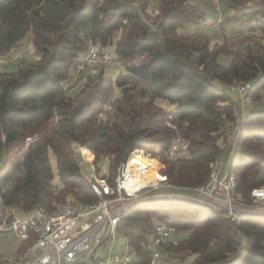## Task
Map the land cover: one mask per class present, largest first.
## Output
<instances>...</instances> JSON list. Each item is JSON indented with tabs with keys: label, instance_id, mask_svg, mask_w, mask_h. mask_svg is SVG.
Returning <instances> with one entry per match:
<instances>
[{
	"label": "trees",
	"instance_id": "obj_1",
	"mask_svg": "<svg viewBox=\"0 0 264 264\" xmlns=\"http://www.w3.org/2000/svg\"><path fill=\"white\" fill-rule=\"evenodd\" d=\"M199 1L0 0V55L21 47L29 34L35 47L16 59L15 72H0V162L19 151L0 169L3 211L14 205L24 214L37 207L53 211L66 200L94 204L99 197L88 176L114 189L117 168L135 150L163 165V183L144 188V195L195 196L210 163L220 161L223 172V160L240 201L256 205L250 194L264 187V110L244 113L230 87L248 83L244 106L247 98H262L264 0H222L233 12L218 24L227 30L218 42L198 29L181 32L204 21ZM244 21L249 26L243 31ZM94 43L114 46L113 62L123 65L114 78L105 77L104 68L72 76L79 51ZM221 56L229 58L227 66ZM177 136L184 158L168 159ZM79 148L93 154L88 175L80 168ZM179 197L119 212L116 234L131 254L119 264H148L159 222L184 234L159 248L162 257L166 250L192 255L191 264H264V214L241 213L234 222Z\"/></svg>",
	"mask_w": 264,
	"mask_h": 264
},
{
	"label": "built area",
	"instance_id": "obj_2",
	"mask_svg": "<svg viewBox=\"0 0 264 264\" xmlns=\"http://www.w3.org/2000/svg\"><path fill=\"white\" fill-rule=\"evenodd\" d=\"M213 1L216 5L215 21L219 24L223 21L224 15L218 14L217 0ZM27 50H35L33 43L30 42L24 47H16L15 51L11 50L0 55L1 63L3 64V59H7V57L11 61L16 60L21 55L26 54ZM77 57H80V64H74L73 66L71 74L74 77L81 71L95 75L102 68H105V65L114 64L110 53L100 43H94L88 48L82 49ZM85 63H96V70H85ZM247 84L230 88L232 92L239 96L241 107H244L243 92L247 88ZM99 116L102 115L99 114ZM180 142L182 140H178V136L174 138L167 156H175V160L184 158L183 151H180ZM124 168L125 163L119 166V169ZM223 174L220 161H218L212 181L208 183L207 187H198V196L166 193L144 195L138 193V189L124 185V179H120L118 193H107V199H100L98 211L78 210L75 204H70L53 208L52 214H44L36 208V217H21L17 215L19 209L14 205L5 211L0 210V231H9L23 240L32 229H40V239L34 245L31 253L35 249H40L42 253L26 264H75L79 256L90 251L95 245L102 246L105 253L102 258L96 259L94 264H119L131 254L129 251H121V253L114 251V238L116 235L114 218L119 213V209L127 205L129 200L135 197L156 195L181 196L184 198L198 197L208 205L218 208L221 215L230 220L232 210L241 209L228 197L227 186L223 183ZM112 197H120V204L111 205ZM254 210H264V207ZM155 227L157 230H161L163 237L175 239L177 236H181V233L177 232L174 227L165 223L159 222ZM150 246L151 252L148 264H164V259L161 253L157 252L155 243H151ZM29 255L20 253L17 260L22 261ZM0 264H14V262L0 259Z\"/></svg>",
	"mask_w": 264,
	"mask_h": 264
},
{
	"label": "rangeland",
	"instance_id": "obj_3",
	"mask_svg": "<svg viewBox=\"0 0 264 264\" xmlns=\"http://www.w3.org/2000/svg\"><path fill=\"white\" fill-rule=\"evenodd\" d=\"M200 7L204 10V12L206 14L204 21L198 23V25H195V24H192V23H188V24H186L183 27V29H181V32H189L191 30L198 29L200 31L205 32L207 34V36H209V38H211L212 42H214V41H217V42L220 41L221 40V32L223 30L220 28V26L215 21L216 11L212 8V6L210 4L208 5L203 0H200ZM218 8L220 9V11L218 13L221 14V15H225V17L227 15H231L232 12H233V9L230 8V7H228V5L226 3H223L222 0H220V4H219ZM248 26H249V22L248 21H244L243 22V26H242V30L243 31L244 30H247L248 29ZM225 31H227V30H224L223 32H225ZM117 36H118V33L115 32L113 38H115ZM30 42H31V36L29 34L25 38L21 39V41L19 42L18 45L21 46V47H24V46H26ZM15 49H16V46L14 48H12V51H15ZM106 50L110 53L112 59H114V46L113 45H107L106 46ZM26 54H32V53L26 51ZM32 56L35 57L36 54H33ZM12 61H14V62H12ZM12 61L10 59H8V57H7V59H4V63L3 64L0 63V72H6V73L15 72L16 71V62H15V60H12ZM219 63L222 66H227L229 64V58L228 57H225V56H221L219 58ZM104 69H105V72H104V76L105 77L114 78V76L116 75L117 71L123 70V65L114 61L113 67H111V68L105 67ZM79 83H80V81L77 83V85H79ZM77 85H76V87H77ZM78 87L76 89H78ZM229 95L232 97L233 100H236L237 99L236 95L234 93L230 92V91H229ZM261 95H262V98L260 100H258V101H252L249 98H247L246 105L244 107H242V108H244L243 109V112L244 113H249L251 111L264 110V89L261 90ZM155 102L160 107L169 108V106H170V104L168 102H166L165 100H162V99H157ZM80 149H82V148H79V153H80V156H81L80 158L82 159L81 164H80V168H81L82 172L85 175H88L91 171H93L92 170L91 163H89V162H92V160H93L92 159V156H91L92 153L87 149L90 153L88 155V157H89L88 160H86L81 155ZM84 149H86V148H84ZM133 153H139L141 156L148 157L149 159H153L154 160V168L156 169V172L161 176V171L163 169V165L157 159L152 158L148 154L147 155L144 154L143 151H141V150H135ZM17 154H19V151L11 152V153H9L6 156V158L4 157L5 160L2 161V162H0V169L5 164H7L11 160H13L16 157ZM131 155H130V157H131ZM48 156H49V160H50L51 166H52V168L54 170V164H55V162H54V156H53L52 152H49L48 153ZM86 161H89V162H86ZM222 163H223L222 164V166H223V172L225 174L230 169L229 168V164H228V162L225 163L223 160H222ZM125 166H126V163H125ZM234 166H235V163H233L231 165V169H233ZM118 169H119V167L117 168V174H119V176L116 175V178H115V181H114V185H115L114 188L115 189L111 188L106 183V185L113 191V193H118V191H117V185L120 184V179L123 178V172H124V169L125 168L124 169H121V172H119ZM229 173H231V172H229ZM89 176H90L89 178L92 180L91 185L94 183V178L95 179H99V178H96L92 173ZM54 179H56L55 176H54ZM164 179L165 178H163V180H161V181H157L156 183H147L145 186L140 187V189H138V193H142V190L144 188H147V187L156 188L158 185H160V184L163 183ZM99 180H103V179H99ZM258 189H260V188H258ZM255 194H264V190H262V189L261 190H257L255 192ZM156 196H158V195H156ZM156 196L135 197L134 199L129 200V202H128L127 205H129L130 203L132 205H135V204H137V202L138 203H141V202L147 201L148 199L149 200H151V199H158V198H156ZM179 198H182V197H179ZM188 200H190V199H188ZM119 202H120V197H117V198L116 197H112L111 198V204L112 205H119L120 204ZM252 202L254 203L253 200H252ZM254 204H250V205H254ZM123 241H124L123 240V237L121 235H119V234H116L115 235V238H114V249L118 250V246L122 245ZM239 241H240V243H243L244 242V239H243V236L242 235H239ZM97 255L98 256H101L102 255V247L98 248ZM162 255L164 257L165 264H191L192 261H193V258H194L192 255H186V254H185L184 257H178V256H176V254L173 251H171V253H169V251H166V250L163 251V254ZM88 264H90V263H88Z\"/></svg>",
	"mask_w": 264,
	"mask_h": 264
},
{
	"label": "bare ground",
	"instance_id": "obj_4",
	"mask_svg": "<svg viewBox=\"0 0 264 264\" xmlns=\"http://www.w3.org/2000/svg\"><path fill=\"white\" fill-rule=\"evenodd\" d=\"M207 1L212 6V8L216 11V5H214V1L213 0H207ZM219 4H220V0H217V7L219 6ZM219 11H220V9L218 8V12ZM219 15H221V14H219ZM27 52L32 53L33 50H27ZM0 63H1V60H0ZM3 63H4V59H3ZM75 64H80V57H78V60ZM109 66H111V65H105V67H109ZM85 68H87L88 71H95L96 70V63H85ZM243 85H246V84H239L238 83L234 86L232 85V87H230V88H235L236 86H243ZM247 88H248V85H247ZM247 88L244 90L243 94L246 92ZM26 140L29 141L30 138H28ZM178 140H181V138L178 137ZM181 143L182 142H180V146H181ZM80 152H81V155L86 160H88V158H89L88 155L90 152H85V150H83V149H80ZM91 156H92V154H91ZM167 158L168 159H175V156H167ZM216 163H218V160H215V161L210 163L209 174L207 176L208 178H207L206 182L201 187H207L208 183L212 181L213 173H214V170L216 168ZM118 171L121 172V169H118ZM117 176H119V174H117ZM163 178L156 172V169L154 168V160L153 159H149L148 157L141 156L139 153H133L131 155V157L128 159V161L126 162V166H125V169L123 172V178L122 179H124L123 180L124 185L128 186L129 188L140 189V187L145 186L147 183H156L157 181L163 180ZM94 181H95V183L92 184V188H93L94 192L96 193V195L99 197V200L96 203L90 204V203L73 202V201L66 200L63 202L56 203L54 208H59V207L68 206L70 204H75L76 207H78V210L98 211V202H100V199H107V193H113V191L106 185V182L104 180L94 179ZM223 183H224V185L227 186L228 197H230V199L236 203L238 208L241 209V210H232L231 219H230L231 221L238 222L241 213H250V214L252 213V214H258V215L264 214V210H254V209H257L259 207H264V194H255V192L257 190H261V189L264 190V188L252 190L250 197L256 202V205L255 206H248V205L246 206V204H244L240 201L241 196L239 195V193L236 189L235 177L232 173L227 172V173L223 174ZM119 186H120V184L117 185V191H118ZM193 191H194V193H196L194 195L198 196V188L194 189ZM164 196H156V198H161ZM186 199H190L191 201L201 202V203L208 205L206 202L201 201L200 198H198V197H188ZM130 205H132V204L130 203L129 205H126V206L120 208L119 212L122 211L123 209H125L126 207L130 206ZM209 206L213 207V205H209ZM37 208L40 210V212H43L44 214H52L53 213V211H48L43 207H37ZM213 208H215V207H213ZM215 209L218 210V208H215ZM118 214H116V218H114V225H116V223H117V220H118L117 215ZM32 217H36V208L34 209V214ZM156 231H157L158 235L156 234L157 237L153 240V243H155V245H156L157 252H159V248L161 246H163L164 244H168V243L176 244V242H177L176 238L172 239L171 237H163L161 234V230L156 229ZM29 233L32 234L33 239L31 238L32 239L31 243L28 245V247L25 249V252L22 255H27V254L31 253L34 245L37 244L38 240L40 239V229H32ZM29 233L27 234V236L24 239L29 238ZM123 251H127V244L126 243H124ZM128 259H129V255H128V257L124 258L123 261H128Z\"/></svg>",
	"mask_w": 264,
	"mask_h": 264
},
{
	"label": "crops",
	"instance_id": "obj_5",
	"mask_svg": "<svg viewBox=\"0 0 264 264\" xmlns=\"http://www.w3.org/2000/svg\"><path fill=\"white\" fill-rule=\"evenodd\" d=\"M199 3H200V1H199ZM16 61L17 60H15V62ZM12 62H14V61H12ZM78 79H79V77H78ZM78 79H76V80L78 81ZM172 194H174V193H172ZM0 210H2L1 203H0ZM31 213L24 214V213L18 211L17 215L21 216V217H26V216L32 217L34 214V211L32 214ZM180 235L183 236L184 234L181 233ZM30 241H31V239L21 240L20 238H18L17 236H15L13 233H11L9 231H0V259L13 261L14 264H26L27 262H30V261L36 259L42 253V251L40 249H35L31 254L29 253L30 255L27 254L29 256L26 257L22 261L17 260L18 255L20 253L23 254L25 252V249L30 244ZM124 243L125 242L123 241L122 245L118 246V250L114 249V251L116 253H121V251H123ZM100 247H102V246L95 245L90 251L79 256L78 259L76 260L75 264H88V263L94 264L96 259L104 256L105 251H104L103 247H102V255L101 256L97 255V250ZM169 253H171V251H169ZM176 256L180 257L179 254H176ZM164 264H165V262H164Z\"/></svg>",
	"mask_w": 264,
	"mask_h": 264
}]
</instances>
